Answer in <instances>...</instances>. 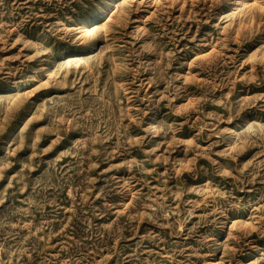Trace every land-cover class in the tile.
Returning <instances> with one entry per match:
<instances>
[{
	"label": "rangeland",
	"instance_id": "obj_1",
	"mask_svg": "<svg viewBox=\"0 0 264 264\" xmlns=\"http://www.w3.org/2000/svg\"><path fill=\"white\" fill-rule=\"evenodd\" d=\"M0 264H264V0H0Z\"/></svg>",
	"mask_w": 264,
	"mask_h": 264
}]
</instances>
